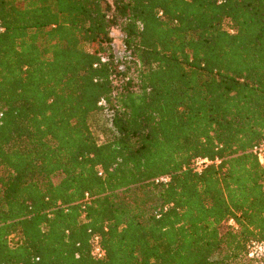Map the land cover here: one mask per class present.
Here are the masks:
<instances>
[{
  "label": "trees",
  "instance_id": "1",
  "mask_svg": "<svg viewBox=\"0 0 264 264\" xmlns=\"http://www.w3.org/2000/svg\"><path fill=\"white\" fill-rule=\"evenodd\" d=\"M262 141L264 0H0V264H257Z\"/></svg>",
  "mask_w": 264,
  "mask_h": 264
},
{
  "label": "built area",
  "instance_id": "2",
  "mask_svg": "<svg viewBox=\"0 0 264 264\" xmlns=\"http://www.w3.org/2000/svg\"><path fill=\"white\" fill-rule=\"evenodd\" d=\"M116 54L118 58L122 57V51L120 49H116ZM102 60H105V58H102ZM252 152L257 156L259 162L264 166V141L256 144L252 148ZM219 159L211 160L207 157H197L193 162V168L197 172H201L206 166L212 164V163H219ZM168 180V176H162L157 179V181L166 182ZM89 196L88 194H85V199H87ZM225 225L237 230L238 224L236 223L235 219L233 217H230L225 222ZM94 247L92 250V254L96 258H102L105 255V251L102 248V246L99 244V238L98 236H94ZM247 249V256L249 258L255 259L257 261V264H263L264 262V241L257 240V239H250L246 246Z\"/></svg>",
  "mask_w": 264,
  "mask_h": 264
},
{
  "label": "rangeland",
  "instance_id": "3",
  "mask_svg": "<svg viewBox=\"0 0 264 264\" xmlns=\"http://www.w3.org/2000/svg\"><path fill=\"white\" fill-rule=\"evenodd\" d=\"M113 35L115 36L114 43L118 47L119 46V31L117 29L114 30ZM104 121H105V117L102 115H95L91 117V120H90L92 130L99 141H102L104 139V135L102 134V129L104 128V125H103ZM221 229L223 232L225 230V225Z\"/></svg>",
  "mask_w": 264,
  "mask_h": 264
}]
</instances>
